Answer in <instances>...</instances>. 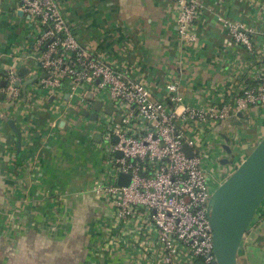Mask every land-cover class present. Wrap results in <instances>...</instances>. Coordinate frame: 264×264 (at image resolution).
<instances>
[{
    "label": "crops",
    "instance_id": "crops-1",
    "mask_svg": "<svg viewBox=\"0 0 264 264\" xmlns=\"http://www.w3.org/2000/svg\"><path fill=\"white\" fill-rule=\"evenodd\" d=\"M194 1L197 41L187 46L177 35L174 0H56L84 49L117 63L126 59L155 96L176 82L186 104L203 106L227 99L264 68V0ZM18 3L0 0V77L17 59V72L33 63L24 49L29 34L26 17L16 15ZM225 23L241 26L249 46L236 43ZM27 68L20 87L38 74L34 65ZM20 97L16 108L4 96L0 100L7 118L0 119V264H115L94 253L98 210L87 219L78 214L80 200L90 201L87 194L57 199L64 191L85 192L103 172L102 153L90 141L93 121L65 91L36 101L29 85ZM263 136L264 108L218 123L201 140L205 167L230 172L238 152L249 154ZM237 263L264 264V201Z\"/></svg>",
    "mask_w": 264,
    "mask_h": 264
},
{
    "label": "built area",
    "instance_id": "built-area-1",
    "mask_svg": "<svg viewBox=\"0 0 264 264\" xmlns=\"http://www.w3.org/2000/svg\"><path fill=\"white\" fill-rule=\"evenodd\" d=\"M174 3L180 41L195 44L197 3ZM16 8L26 17L29 35L24 49L37 75H46L34 84L35 100L65 91L88 116L96 115L90 141L102 153L103 172L85 192L57 196L62 203L87 194L99 203L96 258L115 264H217L208 203L247 155L238 152L228 173L213 171L205 167L201 140L218 123L264 108V68L250 83L230 91L227 99L194 106L185 103L176 82L165 85L163 96H155L134 76L135 67L126 59L117 63L84 49L56 0H19ZM225 26L236 43L249 46L241 26ZM19 60L0 77L6 82L0 94L15 108L21 100V87L16 85ZM87 94L93 95L91 100ZM96 102L101 103L98 111ZM120 175L124 181L127 177V185L119 184Z\"/></svg>",
    "mask_w": 264,
    "mask_h": 264
},
{
    "label": "water",
    "instance_id": "water-1",
    "mask_svg": "<svg viewBox=\"0 0 264 264\" xmlns=\"http://www.w3.org/2000/svg\"><path fill=\"white\" fill-rule=\"evenodd\" d=\"M16 15L23 17V12L17 9ZM33 63L28 62L17 72L19 77H27ZM45 78V74L35 75L27 79L22 85L23 95L29 85H34L38 78ZM20 83H16L19 86ZM6 82L0 81V87H5ZM92 94H87L86 98L91 100ZM3 96L0 95V100ZM101 107V103L96 102V111ZM111 109H107L110 114ZM243 113H238L237 118L241 119ZM0 119L7 121L6 116L0 113ZM92 121L96 120V115H90ZM241 125L240 122L237 123ZM16 155L20 159V133L16 132ZM96 142L100 141V136L94 137ZM187 154L190 151L184 146ZM230 153L228 147L224 148ZM223 164L226 161H222ZM124 175H120L119 184L127 185ZM264 201V136L251 150L246 158L240 163L236 170L231 173L213 192L208 203L209 223L212 231L213 254L217 264H238L237 254L242 243V239L257 216L260 206Z\"/></svg>",
    "mask_w": 264,
    "mask_h": 264
},
{
    "label": "trees",
    "instance_id": "trees-1",
    "mask_svg": "<svg viewBox=\"0 0 264 264\" xmlns=\"http://www.w3.org/2000/svg\"><path fill=\"white\" fill-rule=\"evenodd\" d=\"M86 198V197H85ZM83 199L84 200V203H83V201H82V199L80 200L82 203H81V205H80V208H79V210H78V214L80 213L81 214V216L80 217H85L86 219L87 218H90L91 217V215L93 214V211L95 210H99V208H100V205H99V203L96 201V200H94L92 197H89L88 196V198L90 199V201L88 200V199ZM91 198L93 199V200H91ZM91 201H93V202H91ZM93 203H95L96 205H92ZM95 207V208H94ZM93 210H92V209ZM91 213V214H90ZM84 221H86V220H84V219H81L80 220V222H84ZM78 228H79V226H78Z\"/></svg>",
    "mask_w": 264,
    "mask_h": 264
},
{
    "label": "rangeland",
    "instance_id": "rangeland-1",
    "mask_svg": "<svg viewBox=\"0 0 264 264\" xmlns=\"http://www.w3.org/2000/svg\"><path fill=\"white\" fill-rule=\"evenodd\" d=\"M251 152V151H250ZM248 155V154H247ZM88 196V195H87Z\"/></svg>",
    "mask_w": 264,
    "mask_h": 264
}]
</instances>
